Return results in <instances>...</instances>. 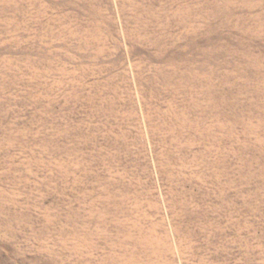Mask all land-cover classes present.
Masks as SVG:
<instances>
[{"label":"rangeland","instance_id":"obj_1","mask_svg":"<svg viewBox=\"0 0 264 264\" xmlns=\"http://www.w3.org/2000/svg\"><path fill=\"white\" fill-rule=\"evenodd\" d=\"M0 264H264V0H0Z\"/></svg>","mask_w":264,"mask_h":264}]
</instances>
